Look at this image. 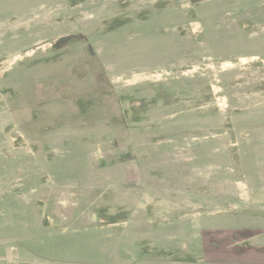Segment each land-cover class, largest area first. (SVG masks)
Returning a JSON list of instances; mask_svg holds the SVG:
<instances>
[{"label":"rangeland","instance_id":"1","mask_svg":"<svg viewBox=\"0 0 264 264\" xmlns=\"http://www.w3.org/2000/svg\"><path fill=\"white\" fill-rule=\"evenodd\" d=\"M256 200L264 0H0V231L201 224Z\"/></svg>","mask_w":264,"mask_h":264},{"label":"crops","instance_id":"2","mask_svg":"<svg viewBox=\"0 0 264 264\" xmlns=\"http://www.w3.org/2000/svg\"><path fill=\"white\" fill-rule=\"evenodd\" d=\"M253 202L201 224L162 217L163 223L153 224L159 221L143 214L137 219L141 226L126 231L118 229V219L110 231H102V223L94 232L79 224L78 233L72 231L70 217L51 222L47 214L27 217L32 229L25 231L23 219H16V228L0 231V264H264V210L251 208L263 207L264 201Z\"/></svg>","mask_w":264,"mask_h":264}]
</instances>
